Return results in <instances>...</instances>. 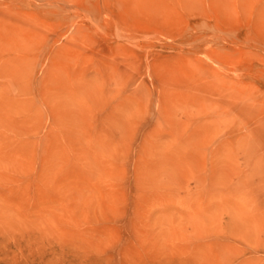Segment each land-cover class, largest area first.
<instances>
[{"label": "rangeland", "instance_id": "obj_1", "mask_svg": "<svg viewBox=\"0 0 264 264\" xmlns=\"http://www.w3.org/2000/svg\"><path fill=\"white\" fill-rule=\"evenodd\" d=\"M0 264H264V0H0Z\"/></svg>", "mask_w": 264, "mask_h": 264}]
</instances>
